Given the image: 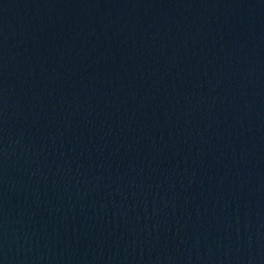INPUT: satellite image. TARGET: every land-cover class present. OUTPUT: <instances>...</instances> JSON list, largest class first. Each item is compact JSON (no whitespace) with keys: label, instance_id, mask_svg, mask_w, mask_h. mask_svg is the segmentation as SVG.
<instances>
[{"label":"water","instance_id":"water-1","mask_svg":"<svg viewBox=\"0 0 264 264\" xmlns=\"http://www.w3.org/2000/svg\"><path fill=\"white\" fill-rule=\"evenodd\" d=\"M0 264H264V0H0Z\"/></svg>","mask_w":264,"mask_h":264}]
</instances>
